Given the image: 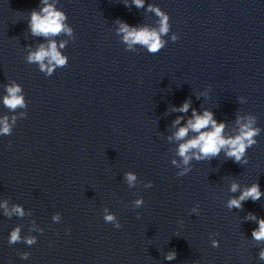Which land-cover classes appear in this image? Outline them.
<instances>
[{
	"label": "clouds",
	"instance_id": "obj_1",
	"mask_svg": "<svg viewBox=\"0 0 264 264\" xmlns=\"http://www.w3.org/2000/svg\"><path fill=\"white\" fill-rule=\"evenodd\" d=\"M133 3L136 7L141 8L144 6V0H133ZM148 10L154 12L157 17H159V28L150 29L148 26L141 28L132 27L124 22H119V32L123 34V40L129 46L132 47L134 44H140L147 48L149 53L155 54L158 53L162 48L165 47V41L161 39L162 35H166L169 32V15L162 11L159 7L149 5ZM44 15L33 11L31 13L30 28L32 33L43 34L44 36L57 35L62 31L67 32L69 35L72 34V29L68 28L63 21L66 19L65 15L62 12L54 10L51 5L44 7L41 10ZM178 35L173 34L171 37L172 41L175 42L178 40ZM61 48L64 47V43H61ZM45 58H48V65L44 64ZM28 61L30 63H39L40 70L45 71L48 76H51L54 68L57 66L66 67L68 64V58L61 55L57 50V45L55 42L50 43L49 48L45 49L43 45L40 48L29 54ZM7 95L4 97V105L11 109L15 110L18 107H25L24 97L20 95L21 87L18 84H12L6 87ZM190 107L189 102H185L179 109H176L180 112H187ZM182 117H178L174 122L176 124L180 123ZM16 118L12 117V123H9V118L7 116L0 118V135H11L12 124L15 123ZM255 122L254 118L249 117L247 123H242L240 125L239 134L234 138H224L222 135L225 124H217L216 120L213 119V114L210 111L205 110L202 115L197 114L196 110L193 109L192 118L187 121V125L180 127L179 130L175 133V138L177 140L183 139L189 132V130L199 133L193 139L188 140L185 143L180 144L178 148V155L183 158V163L187 165L189 161L193 158L200 160L202 158L216 157L220 154L221 150H225V155L228 158L234 159L236 162H241L245 151L248 147L256 144V141L253 139L259 132V129L252 127V124ZM239 123V120H238ZM211 125V129L208 131H201L202 129H207ZM197 150L192 152L190 156L189 153L192 150ZM173 163H176L173 161ZM190 169L185 168L183 172L180 173L181 176L185 175ZM126 180L129 186H132L136 181V176L128 172L125 174ZM151 184V182H150ZM239 188L238 184L233 183L231 185V191L236 192ZM261 193L259 184H253L251 187L246 188L238 198L231 199L228 202V207L240 208L241 202L247 199L253 201L259 200ZM143 201L138 199L135 201V204L139 207ZM6 208V204H5ZM12 211L17 215L23 216V210L19 206H15ZM107 213V209H105ZM6 215H10L7 212ZM57 217H54L56 219ZM252 219H257L255 216H252ZM104 221L107 223H115L116 228H120L121 224L116 222V217L113 214H106L104 216ZM258 229H254L252 232V237L261 241L264 240V219H258ZM20 229L19 227L12 230L9 237V244H15L20 241ZM28 245L36 243L35 237L26 238L25 241ZM213 246L218 247L216 241H213ZM22 259H27L29 253H21ZM175 252L169 253L166 256V259L172 260L175 259ZM259 258L264 260V249L259 253Z\"/></svg>",
	"mask_w": 264,
	"mask_h": 264
},
{
	"label": "water",
	"instance_id": "obj_2",
	"mask_svg": "<svg viewBox=\"0 0 264 264\" xmlns=\"http://www.w3.org/2000/svg\"><path fill=\"white\" fill-rule=\"evenodd\" d=\"M102 1L159 24L153 5L169 15L172 29L264 54V0H144L141 8L133 0Z\"/></svg>",
	"mask_w": 264,
	"mask_h": 264
}]
</instances>
